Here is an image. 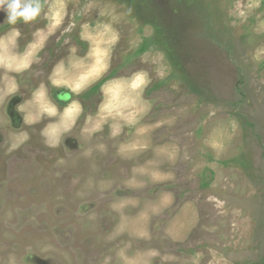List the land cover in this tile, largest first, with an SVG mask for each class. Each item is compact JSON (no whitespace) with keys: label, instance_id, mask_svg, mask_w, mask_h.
<instances>
[{"label":"rangeland","instance_id":"374dc122","mask_svg":"<svg viewBox=\"0 0 264 264\" xmlns=\"http://www.w3.org/2000/svg\"><path fill=\"white\" fill-rule=\"evenodd\" d=\"M38 2L0 12V264H264V0Z\"/></svg>","mask_w":264,"mask_h":264},{"label":"clouds","instance_id":"9594fccd","mask_svg":"<svg viewBox=\"0 0 264 264\" xmlns=\"http://www.w3.org/2000/svg\"><path fill=\"white\" fill-rule=\"evenodd\" d=\"M38 0H0V12L5 14L8 23H28L40 12Z\"/></svg>","mask_w":264,"mask_h":264},{"label":"trees","instance_id":"16d2710c","mask_svg":"<svg viewBox=\"0 0 264 264\" xmlns=\"http://www.w3.org/2000/svg\"><path fill=\"white\" fill-rule=\"evenodd\" d=\"M145 51V47L143 46L141 49H140V53L141 52H144ZM106 79L105 80H102L100 83H98L94 89H98L101 85H103L105 83Z\"/></svg>","mask_w":264,"mask_h":264},{"label":"flooded vegetation","instance_id":"af4514ba","mask_svg":"<svg viewBox=\"0 0 264 264\" xmlns=\"http://www.w3.org/2000/svg\"><path fill=\"white\" fill-rule=\"evenodd\" d=\"M68 95L67 94H65V97H67Z\"/></svg>","mask_w":264,"mask_h":264}]
</instances>
